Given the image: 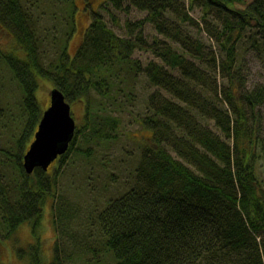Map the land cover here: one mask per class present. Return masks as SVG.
<instances>
[{"label":"trees","instance_id":"1","mask_svg":"<svg viewBox=\"0 0 264 264\" xmlns=\"http://www.w3.org/2000/svg\"><path fill=\"white\" fill-rule=\"evenodd\" d=\"M44 1L0 0V24L16 40L10 49L0 45V234L10 236L23 222L36 230L47 200L56 195L57 177L73 162L67 160L70 153L89 162L95 144L119 138L118 112L132 92L123 72L136 77L143 70L150 83L183 105L160 90L150 94L140 120L153 141L144 139L128 175L129 189L91 211L85 236L74 227L78 213L70 202L52 204L57 238L45 264H264V180L255 160L258 133L250 121H257L256 108L264 102V83L248 84L238 52L250 30L264 36V0H105V7L135 6L147 14L127 22L126 37L111 29L99 10L92 11L75 54L68 50L74 13L66 27L53 29L37 6L32 9L31 3ZM195 8L199 18L191 15ZM146 21L166 38L147 43L137 29ZM191 26L215 40L219 56ZM147 46L161 61L142 66L134 52ZM3 72L21 92L17 118L7 102ZM44 77L71 103L82 99L86 106L58 166L28 173L23 157L43 114L36 91ZM95 91L99 99L90 97ZM6 118L15 126L4 124ZM85 222L86 217L81 225ZM42 252L41 239L18 248L29 264H44Z\"/></svg>","mask_w":264,"mask_h":264},{"label":"rangeland","instance_id":"2","mask_svg":"<svg viewBox=\"0 0 264 264\" xmlns=\"http://www.w3.org/2000/svg\"><path fill=\"white\" fill-rule=\"evenodd\" d=\"M103 2L105 0H45L41 4H33L32 9L37 6V11L41 17H44L43 23L46 26L59 29L67 26L68 18L72 13L75 17L74 32L70 34L68 50L71 54H75L79 49L85 34L92 21V11L101 13L102 19L106 24L113 29L120 36H130L131 33L127 29V22H138L143 19L147 10L138 7H131L129 9H116L112 4L110 7H105ZM128 3V2H127ZM76 5V7H75ZM55 11V12H54ZM58 12V16L54 14ZM191 15L196 18L200 16V9L195 8L190 10ZM140 24V23H138ZM139 31H144V39L147 43H151L155 36L166 38L155 27L154 23L146 21L144 29L137 28ZM193 34H201L202 38L207 44H212V47L218 53V45L215 40L209 36L205 31L199 33L195 26L189 27ZM256 29L250 30L246 35H243L242 41L239 43V58L243 62V69L246 73L248 84L254 86L258 83H264V36L260 32H255ZM58 35H63L62 30L56 32ZM138 33V32H137ZM255 39V42H254ZM256 39L257 42H256ZM13 43H16L13 35L7 31L0 24V45L5 49H10ZM253 43H256L255 45ZM211 46V45H210ZM14 49H16L14 47ZM134 57L142 66L147 65L150 61H161L152 49L148 46L137 48L134 52ZM166 66V65H165ZM177 72V71H176ZM127 76L128 83L132 87V92L123 98L126 102L121 107L123 109L118 112L123 122L119 126V138L110 140L109 142L103 141L101 144H95V151L92 159L86 162L83 158H78L74 152H71L67 160H73L72 163L64 166V171L57 177L58 185L56 195L50 201L47 200L42 215V221L36 230L29 222H23L19 225L18 229L10 236H6L1 230L0 234V261L6 264H29L28 257L23 258L18 254V248H29L30 244L37 243L41 239V250L44 264L47 263L48 258L53 253L54 243L56 241V231L53 224V206L62 200V205L71 203L72 210L76 209L78 217H76L75 228L79 229V233L83 236L87 233V224L91 211L97 208H102L108 199L119 195L126 191L131 186L127 181L130 169L133 168L144 148L145 138L152 142V132L142 126L141 117L145 116L148 99L150 94L155 90H160L163 96L176 103L183 105L181 98L169 92L164 87L156 86L149 82L148 76L145 71H141L135 77L133 73L123 72ZM4 76V89L8 94L7 102H12V111L14 117L19 116V102L20 90L15 81L11 78L12 75L3 72ZM218 80L223 82L225 79L221 74L218 75ZM54 87L53 80L47 77L40 79L39 89H37V98L43 111L49 106L50 91ZM90 97L99 99L100 95L95 91ZM6 100V98H5ZM14 103L16 104L14 106ZM72 112L76 117L77 126L81 124L84 118L85 101L82 99L73 102ZM257 121H250L254 125L258 133L256 147V162L259 165L258 172L260 177L264 180V102L257 106ZM250 111V110H249ZM202 122L211 125L214 129L219 130L213 120L202 117ZM9 126H15L16 121L12 119H5L3 122ZM3 126V124L1 123ZM11 131V130H10ZM7 135L2 133V138ZM162 145L165 146L170 152L178 156L172 143L167 139H162ZM58 166V161L54 162L50 170ZM86 217V222L81 225L83 219ZM74 218V217H73ZM67 239V237H66Z\"/></svg>","mask_w":264,"mask_h":264},{"label":"water","instance_id":"3","mask_svg":"<svg viewBox=\"0 0 264 264\" xmlns=\"http://www.w3.org/2000/svg\"><path fill=\"white\" fill-rule=\"evenodd\" d=\"M71 104L61 88L51 89L49 106L43 111L34 138L24 153L23 164L28 173L37 166L48 170L69 148L77 128Z\"/></svg>","mask_w":264,"mask_h":264},{"label":"flooded vegetation","instance_id":"4","mask_svg":"<svg viewBox=\"0 0 264 264\" xmlns=\"http://www.w3.org/2000/svg\"><path fill=\"white\" fill-rule=\"evenodd\" d=\"M57 160H58V158H57L54 162H56ZM54 162H53V163H54ZM53 163L51 164V166L53 165Z\"/></svg>","mask_w":264,"mask_h":264}]
</instances>
